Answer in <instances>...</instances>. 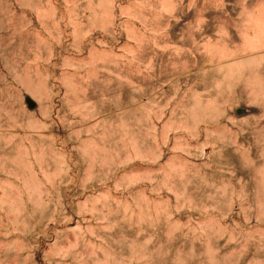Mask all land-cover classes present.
Returning <instances> with one entry per match:
<instances>
[{
  "label": "rangeland",
  "instance_id": "374dc122",
  "mask_svg": "<svg viewBox=\"0 0 264 264\" xmlns=\"http://www.w3.org/2000/svg\"><path fill=\"white\" fill-rule=\"evenodd\" d=\"M0 264H264V0H0Z\"/></svg>",
  "mask_w": 264,
  "mask_h": 264
},
{
  "label": "water",
  "instance_id": "95a60500",
  "mask_svg": "<svg viewBox=\"0 0 264 264\" xmlns=\"http://www.w3.org/2000/svg\"><path fill=\"white\" fill-rule=\"evenodd\" d=\"M26 102L29 108H34L36 106V102L29 96L26 97ZM243 109L238 110V113H242Z\"/></svg>",
  "mask_w": 264,
  "mask_h": 264
}]
</instances>
